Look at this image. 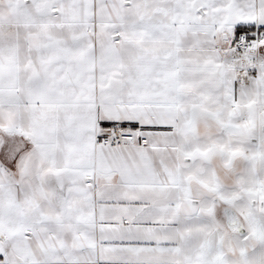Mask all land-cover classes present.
<instances>
[{
  "label": "snow or ice",
  "instance_id": "1",
  "mask_svg": "<svg viewBox=\"0 0 264 264\" xmlns=\"http://www.w3.org/2000/svg\"><path fill=\"white\" fill-rule=\"evenodd\" d=\"M0 264H264V0H0Z\"/></svg>",
  "mask_w": 264,
  "mask_h": 264
}]
</instances>
